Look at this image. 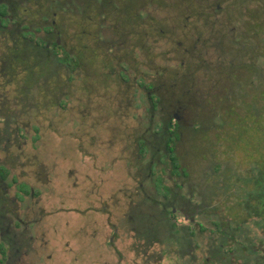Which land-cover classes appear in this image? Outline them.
I'll return each mask as SVG.
<instances>
[{
	"label": "flooded vegetation",
	"instance_id": "1",
	"mask_svg": "<svg viewBox=\"0 0 264 264\" xmlns=\"http://www.w3.org/2000/svg\"><path fill=\"white\" fill-rule=\"evenodd\" d=\"M157 30L160 40L147 49ZM161 39L173 45L168 53L187 60H165ZM74 101L83 109L77 129H48L45 135L47 181L40 193L52 194L58 175L72 177L95 163L100 139L111 138L107 144L113 146L112 138L127 144L133 136L136 160L149 170L142 174L146 184L113 192L104 179L83 177L91 184L81 192L95 195L100 205L90 209L103 230V261L124 264L131 250L139 264H211L217 217L208 214L211 200L204 196L211 182L226 176H195L202 160L193 163L191 141L174 145L187 176L172 174L168 139L181 129H242V110L256 119L264 115V0H0V264H52L59 253L78 251L79 242L61 233L83 224L64 222L47 233L48 216L36 220L46 211L35 210L36 196H42L35 188L38 158L26 153L35 144L36 124L62 123ZM186 115L193 116L188 124ZM216 119L221 125L212 123ZM132 129L148 135L137 137ZM126 161L130 169V157ZM66 165L71 169L64 174L59 166ZM218 192L224 214L232 201L227 203L226 190ZM207 216L216 219L203 226ZM131 234L132 247L125 243ZM206 237L201 247L197 240Z\"/></svg>",
	"mask_w": 264,
	"mask_h": 264
},
{
	"label": "rangeland",
	"instance_id": "2",
	"mask_svg": "<svg viewBox=\"0 0 264 264\" xmlns=\"http://www.w3.org/2000/svg\"><path fill=\"white\" fill-rule=\"evenodd\" d=\"M148 13L151 14L152 11L148 10ZM155 14V13H154ZM159 31L157 30L155 34L151 33L150 37L147 40V49L150 47V42L152 43L153 40L159 39ZM160 40V39H159ZM169 47H173L171 43L165 42V40L161 39L159 49L162 50V53L165 56V60H174L179 59V61L187 60V58L182 55L181 53L173 55L168 53ZM153 53V55L158 54L154 50L150 51ZM79 103L77 101L71 102L69 105L70 111H67L64 114V117L66 118L62 123H59L58 121H55L51 127L47 123H44L43 121H40L38 124H36L37 127H39V130L36 131L34 129V137H35V144L28 145L26 148L27 155L31 156L34 155L38 160L36 161V167H35V188L36 191L39 193V195H42L40 198L36 196V202L40 201L39 205H36L35 210L38 211L39 206L43 207L46 211L44 214L40 215L39 217L36 215V220H39L42 218V216L47 215L46 218L47 222V229L46 232H52L54 229L56 230L57 225L61 223H69L74 225L76 224H83V226H74L73 230H70L69 227H64L66 230V235L62 231L61 238L69 237L73 240H76L79 242L78 250L73 255H61L60 253L54 257V262L52 264H105V262L102 259L103 251L101 245L102 240V228H97L95 226L96 220H95V212L91 210L92 207H100L98 204V198L92 196V197H85V193L81 191L88 190L89 184L91 182H85L84 176L85 174H89L94 181H97V183H100L101 179L104 182L103 186L106 187L109 191L118 192L122 189L130 188L131 191H135L138 189L140 183H145V181H142L144 173H148V167L145 171V168L142 165V162H137V152L136 147L134 143V138L131 136L130 142L126 141L121 142L120 139L112 138V141H115L113 146L108 145L109 140L100 139L98 142V148L97 150L94 149V153L96 154V157L98 160L95 161V163H90L87 165H84L83 167H79L78 172L75 171V174L79 176V179L74 176L67 177L66 175H58L55 177L56 179H53L52 183V194L51 192H46L45 194H41L40 191H43L42 185L47 181L46 173L42 169V164L47 161L48 153L47 149H45L46 141H48L47 137L45 136L48 132V129H65V131H73L74 129H77L79 122L81 120L82 113L79 110ZM73 107V108H72ZM57 111V110H56ZM59 112V111H57ZM60 114H63L64 112H59ZM241 115L245 117L247 114L244 110L241 111ZM193 116L186 115V122L185 124L189 123L188 119H191ZM58 120V119H56ZM216 123V125H221V121L218 119L213 120L212 123ZM246 125L242 127V129H239V146H237V149L241 152L245 153H251L253 149L264 146V138L261 136L260 129H264V119H261L258 121L254 116H247L245 119ZM226 128L228 126H225ZM225 130H228L226 129ZM112 130V129H108ZM116 132H118L117 129H113ZM122 130V129H121ZM146 131V132H145ZM215 130H207V133L209 134V139L202 145H199V149L201 151L199 153H194L192 156L193 163H197L202 160L201 162H198L196 170H192V173L196 175H200L202 173L208 174V172L213 168V165L215 162H228L230 164H238L241 167H239V170H243L245 166H243V154L239 151L233 152L232 154H227V152H230V150H233L234 147H229L228 141L225 138V141H223L221 144L218 143L215 136ZM222 133L224 131H221ZM131 133H136V136L139 137L140 135L147 134V129H132ZM33 134V133H32ZM51 141L53 142V146H59V140L56 136H51ZM104 143V145H102ZM67 146V144H66ZM110 146V147H109ZM32 147L33 150H32ZM65 147V146H63ZM102 148V149H99ZM186 151V150H185ZM226 152V153H224ZM191 153V152H190ZM189 153V154H190ZM105 154V157L103 156ZM205 156V160L202 158ZM126 157H130L131 159V165L132 167L129 169L128 163L126 161ZM202 157V158H201ZM150 155L147 157V159L144 162V165L147 166V163L150 160ZM65 159V158H64ZM91 161V160H90ZM138 164V166H137ZM61 166V165H60ZM59 169L61 171H64V174L66 171L71 169V167H68L70 165H66L63 167H60ZM137 166V167H136ZM142 167V171H141ZM112 173V179L109 177L108 173ZM141 174V176L137 177L138 179L134 180L131 178H134V175ZM198 179V177H196ZM195 179V180H196ZM140 180V181H137ZM111 181V182H110ZM135 182V183H134ZM193 184V183H192ZM146 188H148V184L145 185ZM201 189L200 187H198ZM192 189V187H190ZM37 193V194H38ZM63 201H66L67 206L63 205ZM37 204V203H36ZM64 206V207H63ZM66 207V208H65ZM93 212V213H92ZM90 214V215H88ZM88 215V216H87ZM97 218V216H96ZM106 218V216H105ZM215 217L207 216V218L201 219V223L204 226L210 225L213 221H215ZM178 220H182V218H178ZM99 221V220H98ZM62 228V227H61ZM245 236L241 237L239 240V243H247L249 244H255L257 245L259 241L264 240V233L262 232V229L259 225H256L253 222H250L246 225L245 229ZM49 236V235H48ZM133 235L131 234V237L125 241V243H129L130 247H132L133 242L132 238ZM129 240V241H128ZM197 242L201 247H205V244L207 243V237L198 239ZM136 253V252H135ZM137 254V253H136ZM130 250V254L126 251V262L124 264H139L141 263V260L138 258V254L136 255ZM241 254V253H240ZM264 254V253H262ZM164 264H176V263H170V261H164ZM109 264H112V262H108ZM182 264V263H177Z\"/></svg>",
	"mask_w": 264,
	"mask_h": 264
},
{
	"label": "trees",
	"instance_id": "3",
	"mask_svg": "<svg viewBox=\"0 0 264 264\" xmlns=\"http://www.w3.org/2000/svg\"><path fill=\"white\" fill-rule=\"evenodd\" d=\"M68 58L69 56L66 55V58L61 61L67 62ZM246 118L244 117L243 119V126ZM261 119H264V115L259 113L257 120L260 121ZM198 120L200 122L199 125L202 127L204 125L202 123L203 119L198 118ZM234 125L232 124L233 127ZM260 131L261 136L264 138V129H260ZM239 132V129H228L226 133H216L214 138L217 144H221L225 141V138H228L229 147H234L233 150L227 152L229 155L236 151L241 152L237 149L240 142H238ZM203 140L208 141V135L203 132L202 128L194 131L181 129L175 133L174 139H171V137L168 139L170 158L173 161L171 166L172 174L187 176L186 167L177 159L174 145L177 142L180 144L184 141H191L194 143V153H199L201 151L199 145L203 144ZM149 148V146H144L146 153ZM241 153L243 154L242 164L245 166L243 170L236 168L241 167L240 165L226 163L214 164L213 168L208 172L211 176H226L220 181L216 178L215 181L217 182L214 184L211 182L210 188H208L211 192L204 196V201L211 200L209 205L211 209L209 213L206 210V213L217 217L216 222H214L215 229L212 233L217 241V251L212 252L210 261H208L211 264H264V254H262L264 253V240L259 241L257 245L239 243L238 240L240 235L245 236L246 225L250 222L259 225L264 233V146L257 147L248 154L245 152ZM210 180L213 181L212 178ZM223 189L227 192L225 195L227 203L232 201L231 206H227L224 214L221 212V204L218 202L221 200L220 196H222L218 191ZM239 224L243 226L242 231L238 226ZM220 259L223 262H220Z\"/></svg>",
	"mask_w": 264,
	"mask_h": 264
}]
</instances>
